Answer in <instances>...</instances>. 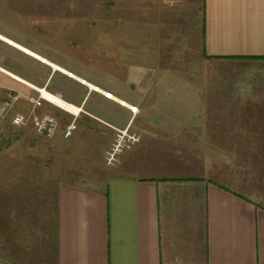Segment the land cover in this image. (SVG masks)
<instances>
[{
    "label": "crops",
    "instance_id": "obj_1",
    "mask_svg": "<svg viewBox=\"0 0 264 264\" xmlns=\"http://www.w3.org/2000/svg\"><path fill=\"white\" fill-rule=\"evenodd\" d=\"M107 2L111 77L137 104L116 94L122 83L106 91L17 49L68 76L82 112L102 120L104 104L137 107L108 125L140 143L102 187L52 176L44 203L13 205V241L27 232L33 247L0 248V264H264V0Z\"/></svg>",
    "mask_w": 264,
    "mask_h": 264
},
{
    "label": "rangeland",
    "instance_id": "obj_2",
    "mask_svg": "<svg viewBox=\"0 0 264 264\" xmlns=\"http://www.w3.org/2000/svg\"><path fill=\"white\" fill-rule=\"evenodd\" d=\"M109 10L107 0H0V36L106 91L116 89L117 84L122 83V86L118 84L122 89L116 94L124 101L137 104L138 99L133 98L136 93L131 95L127 81L117 83V78L113 81L111 77V70L116 68V57L111 56L112 45L116 50V33L112 27H116V19H111ZM121 24L124 26V22ZM123 37L119 35V49L125 45ZM25 53L0 40V100L14 90L23 97L38 98L40 95L19 79L23 85L6 77L11 73L35 88L61 97L67 104H71L69 100L78 99V89L68 76L53 73L50 66ZM46 80L48 85L44 84ZM79 87L83 91L84 88ZM24 101L29 103L28 99ZM26 102V105L17 107L19 111L16 114L24 112L28 117L52 115L59 120L60 130L54 139H47L37 137L30 128L8 129L9 121L4 129L0 126V248L10 254L15 252V245L20 247L23 243L13 241L12 227L9 228L13 225V205L35 201L44 203L46 193L49 197L52 176L55 180L62 174H71L75 181L85 186L102 187L109 169L113 167L109 165L108 153L117 139V131H123L111 125H126L133 114L115 103L103 105L105 114H99L104 115L102 120L84 110L76 121L74 135L64 139V128L74 120L73 114L46 102L34 113ZM140 117L136 121L133 118L131 126L135 128ZM129 131L139 138L138 145L140 136L132 129ZM34 174L37 177H33ZM23 234L26 240L21 249L29 252L33 242L27 232ZM0 259L5 260L6 257Z\"/></svg>",
    "mask_w": 264,
    "mask_h": 264
},
{
    "label": "built area",
    "instance_id": "obj_3",
    "mask_svg": "<svg viewBox=\"0 0 264 264\" xmlns=\"http://www.w3.org/2000/svg\"><path fill=\"white\" fill-rule=\"evenodd\" d=\"M24 84L30 88H34L38 93H40L39 97L38 98L23 97V95L17 90L10 92V94L7 95L5 100L0 103V124L6 120L7 116L12 111V109H14L15 106L23 99H28V102L31 105L34 113L37 110V108L43 107V104L45 102L53 105V103L50 100H48L46 97L43 96L40 89L35 88L30 83L24 82ZM104 96L107 99H111V95L109 94H104ZM56 97L62 99L59 96ZM130 110L133 114L138 113L137 107L134 108L130 107ZM80 113H78L77 115L74 114L72 115L74 117V120L71 123H69L66 129L64 130L63 133L64 139H70L76 132L77 130L76 121ZM11 123L16 128H24L31 125L36 135L47 139L55 138L60 127L59 120L49 114L40 115V116H36L35 114L33 117H28L26 114L17 113L12 118ZM117 132H118L117 139L115 143L112 145L110 152L108 153V162L109 165L111 166L117 162V157L121 153H123L124 151L131 150L139 142V138L136 135L130 134L129 129H124L123 131H117Z\"/></svg>",
    "mask_w": 264,
    "mask_h": 264
},
{
    "label": "bare ground",
    "instance_id": "obj_4",
    "mask_svg": "<svg viewBox=\"0 0 264 264\" xmlns=\"http://www.w3.org/2000/svg\"><path fill=\"white\" fill-rule=\"evenodd\" d=\"M0 39H1V40H5L9 45L14 46L15 48H18V49H20V50L22 49L24 52L28 53V54L31 55V56H34V57L40 59V60L43 61L44 63L51 64V63H48V61H46L45 59L38 57L37 55H35V54L32 53L31 51H29V50H27V49H25V48H23V47H20L19 45L13 43V42L10 41V40L4 39V38L1 37V36H0ZM51 66H52L53 68H55L56 70H60L61 72H64V73H66V74H69V76L73 77V75H72L71 73L67 72L66 70L61 69V68H59V67H57V66H54V65H52V64H51ZM5 72H6V71H5ZM6 73L8 74V72H6ZM14 78L19 79V78H17V77H14ZM20 81L24 83V81H23L22 79H20ZM92 88H93V87H92ZM94 89H95V90H99L98 88H94ZM40 90H41V93L43 94L44 97H46V98H47L48 100H50L55 106L61 108L62 110H65V111H67V112H69V113H71V114H74V115H77L78 113L81 112L80 109H77L76 107H74V106H72V105L67 104L66 102H64L63 99L61 100L60 98H58V97H56V96H54V95L48 93V92H47L46 90H44V89H40ZM104 94H109V95H111V100L114 99V98H113V95H112L111 93L104 92ZM120 103H122V104H124V105H127V104L124 103V102H120ZM133 108H134V107H133Z\"/></svg>",
    "mask_w": 264,
    "mask_h": 264
},
{
    "label": "trees",
    "instance_id": "obj_5",
    "mask_svg": "<svg viewBox=\"0 0 264 264\" xmlns=\"http://www.w3.org/2000/svg\"><path fill=\"white\" fill-rule=\"evenodd\" d=\"M19 82V81H18ZM21 84V83H20ZM23 85V84H22ZM33 90V89H32ZM5 100V98H3L2 100H0V102H3ZM25 99H23V100H21L16 106H15V108H14V110H12L10 113H9V115L7 116V120L3 123V124H7L8 123V121H9V125L11 126H9L8 127V129H16L13 125H11V123H10V120H12V118L14 117V115L16 114V112H18L19 110H17V107L19 106V105H22V104H24V102H26V101H24ZM27 103V102H26ZM28 104V103H27ZM2 124V125H3ZM5 126H7V125H5ZM67 127V126H66ZM66 127L64 128V130L66 129ZM17 130H19L18 128H17ZM59 130H60V127H59ZM59 132V131H58ZM63 133H64V131H63ZM58 134V133H57ZM64 138V137H63ZM54 139V138H53Z\"/></svg>",
    "mask_w": 264,
    "mask_h": 264
}]
</instances>
